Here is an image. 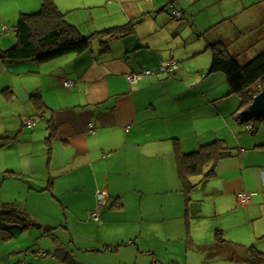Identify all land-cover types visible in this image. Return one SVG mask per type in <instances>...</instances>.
Listing matches in <instances>:
<instances>
[{"label":"crops","instance_id":"1","mask_svg":"<svg viewBox=\"0 0 264 264\" xmlns=\"http://www.w3.org/2000/svg\"><path fill=\"white\" fill-rule=\"evenodd\" d=\"M54 1L84 36L133 29L111 41L108 51L97 39L90 50L46 63L0 58V136L14 138L0 149V183L7 179L21 190L17 196L60 199L64 212L77 219L74 230L82 237H94L101 229L114 231L118 246L136 244L153 258L163 252L169 256L186 237L200 253L195 264L218 259L242 263L245 249L214 244L219 231L225 236L229 230L255 235L264 251V136L261 127L248 129L246 115L252 113L231 93L226 73L211 70L215 43L226 44L242 63L251 60L245 58L253 47L264 45V6L244 0ZM41 4L0 0V53L16 45L14 27L21 13L37 12ZM174 9L182 11L180 18ZM169 60L177 62L176 70L128 78L157 71ZM33 93L39 94L44 109L38 108ZM28 119L35 126L29 127ZM215 140H224L233 155L219 161L216 174L192 190L187 214L176 151L192 153ZM9 172L15 175L3 178ZM16 176L34 182L11 184ZM99 192L106 199L94 219ZM244 194L252 196L247 205L240 204ZM116 199L122 208L108 207ZM85 218L89 226L84 227ZM205 223L210 230L199 241ZM2 225L0 220V237L5 239L25 230ZM44 226L56 228L55 223ZM229 236L244 245L238 236ZM166 243L171 244L164 247Z\"/></svg>","mask_w":264,"mask_h":264},{"label":"trees","instance_id":"2","mask_svg":"<svg viewBox=\"0 0 264 264\" xmlns=\"http://www.w3.org/2000/svg\"><path fill=\"white\" fill-rule=\"evenodd\" d=\"M132 28L108 29L84 36L78 29L69 23L65 15L59 10L54 0H42L41 9L33 13H21L14 27L17 43L12 48L0 53V58L7 61L34 60L37 63H46L67 55L81 54L90 50L97 39L102 40L104 51H108L111 41L125 33L131 32ZM125 30V31H124ZM213 49V72L223 71L228 77L231 93L239 95L242 106H249L257 93L264 89V51L247 63H242L241 58L233 54L222 42L215 43ZM32 98L39 109L46 107L44 102L39 101L38 93H33ZM245 123H249L248 129L254 132L264 127V114H247ZM50 128L52 125L50 124ZM51 139V135L48 137ZM11 136H0V149L9 145ZM233 155V150L228 147L224 140H215L202 145L197 151L184 153L180 148L176 151L177 164L182 180V190L187 194L186 213H189V198L201 181L213 177L216 174L217 163ZM15 175L13 172L6 173L3 178ZM199 177V181L194 178ZM251 199L252 196L250 195ZM249 203V202H248ZM240 204L245 205L240 201ZM247 205V204H246ZM113 206L122 208V203L116 199ZM1 224L11 230L15 225L22 229L30 228L33 224L23 207L14 202L1 204ZM215 245L231 246L245 249L247 257L243 262L252 264H264V252L257 246H244L232 240L226 239L219 231ZM66 264H78L73 255L67 251L57 255ZM236 256V253H235ZM233 256L230 257V259Z\"/></svg>","mask_w":264,"mask_h":264},{"label":"rangeland","instance_id":"3","mask_svg":"<svg viewBox=\"0 0 264 264\" xmlns=\"http://www.w3.org/2000/svg\"><path fill=\"white\" fill-rule=\"evenodd\" d=\"M244 1L246 5L256 6L258 4H262L261 6H264V0H244ZM243 35L248 36V34H243ZM231 48L232 50H234L233 46ZM263 49H264V45L253 47L251 49L252 53L249 56H247V58L245 59L255 58L256 55L260 54L263 51ZM236 53L239 54L240 57H242L241 53L239 52ZM37 132L40 133V130ZM243 132H246V129H244ZM260 134L264 136V127H261ZM39 136L40 134H38V137ZM41 174H45V172L41 170ZM23 180L27 185H29L28 182L30 180L34 182L33 178L30 179L29 176L23 179L22 176H16L11 178L10 183L11 182L14 183L16 181L21 182ZM5 183L6 184H4L3 182L0 183V211H1V204L4 202L17 203L21 207L26 208L25 210L32 218L33 224L30 228H27L23 231H19V233H17L15 237H12L10 239H5L4 237H0V264H66L57 256L59 252L64 253L65 251L73 255L77 263L79 262L78 264H164V263L172 264L171 263L172 258L178 259L179 261H181L182 264H195L196 258H197V262L199 260L200 253L192 250L193 247L192 245L187 243L186 237H184L183 241L179 240L175 243V246L181 243L180 246L183 247L180 248V246H177L176 250L171 251L169 256L165 255V252H163V254L161 253L160 257H155V258H153V255L151 254L147 255L143 253L141 250L142 248L138 251L136 244L118 246L117 244L118 237L116 236L114 231L111 232L101 229L99 232L93 233L94 237H88L85 234L82 237L74 230V222H76L77 219L74 216H72V214L70 213L66 214L64 212L63 205L60 199L55 200L54 198L48 197V195H43V196L37 195V198L35 199H33L34 196L31 198L29 195L17 196L15 194L21 193V190L20 191L15 190L14 185L12 186L8 185L9 181L7 179ZM24 187L26 186L24 185ZM8 188L9 190L8 192H6V189ZM112 204H114V202H110L108 207H110ZM102 212H104V210ZM117 212L118 214H120L121 211L117 210ZM204 213L206 214V211ZM121 215L122 214H120V216ZM123 217L121 216L120 219H123ZM86 219L87 218H85V223L83 224L84 227L89 226V222ZM204 221L207 222L208 219H205ZM68 222L71 229L67 228ZM46 223H55L56 228L46 229V226H44ZM120 224H122L125 227H128L127 223L120 222ZM136 224L138 225V227L141 226L140 223H136ZM206 229L210 230V227L207 226V223H205L202 229L203 233L198 231L199 241H201L203 238L206 237V232H204V230ZM239 230L242 231V229ZM84 231L88 232V230L86 229H84ZM231 234L238 236V240L240 239L242 243L246 246L255 245L261 250L263 248L261 244L262 242L259 241L255 235H251V234L246 235V233L242 235H237V233H235L234 231L229 230L227 231L225 238L230 239L229 235ZM246 238L247 241L243 242L245 241ZM156 241L157 240L155 239L154 243H156ZM143 242L144 241H142V243ZM110 243L114 245L111 247L108 246ZM145 243L149 244L148 239H145ZM168 244L171 243L163 244V246L165 247ZM155 246L157 247L156 244ZM93 249H98V250H93ZM181 249H183L184 253H181L180 251ZM187 258L189 261H187ZM200 259H203V257H201ZM173 264H178V263L173 262ZM213 264H252V263H248V262L228 263V261H222V259H218L217 261L213 262Z\"/></svg>","mask_w":264,"mask_h":264},{"label":"built area","instance_id":"4","mask_svg":"<svg viewBox=\"0 0 264 264\" xmlns=\"http://www.w3.org/2000/svg\"><path fill=\"white\" fill-rule=\"evenodd\" d=\"M172 5L174 6V3H172ZM174 16L177 18H180L182 16V11L178 10V9H174L173 12ZM6 30H8V28H5ZM178 68V64L175 60H169L167 62H164L161 64V66L158 68L157 71H152V70H143L142 73H138V74H131L128 76L130 81H136L138 80L142 75H152L155 74L156 72H171L174 71ZM72 81L67 80L65 82V85L67 87H71L72 86ZM27 125L29 127H33L35 126V121L32 119H28L27 121ZM106 198L104 197V194L99 192L98 193V207L97 209L93 212V218L94 219H98L99 218V214H100V210L102 208V206L104 205V200ZM242 203L247 204L248 202L251 201V197L248 194H244L242 197Z\"/></svg>","mask_w":264,"mask_h":264},{"label":"water","instance_id":"5","mask_svg":"<svg viewBox=\"0 0 264 264\" xmlns=\"http://www.w3.org/2000/svg\"><path fill=\"white\" fill-rule=\"evenodd\" d=\"M248 111L255 114H264V89L254 97L253 102L248 106Z\"/></svg>","mask_w":264,"mask_h":264}]
</instances>
